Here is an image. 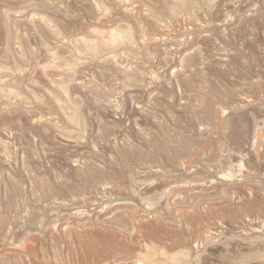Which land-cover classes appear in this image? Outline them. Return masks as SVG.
<instances>
[{"label": "rangeland", "instance_id": "1", "mask_svg": "<svg viewBox=\"0 0 264 264\" xmlns=\"http://www.w3.org/2000/svg\"><path fill=\"white\" fill-rule=\"evenodd\" d=\"M0 264H264V0H0Z\"/></svg>", "mask_w": 264, "mask_h": 264}]
</instances>
